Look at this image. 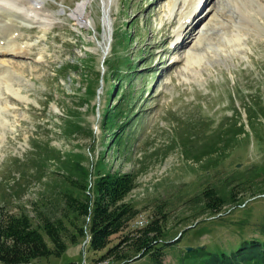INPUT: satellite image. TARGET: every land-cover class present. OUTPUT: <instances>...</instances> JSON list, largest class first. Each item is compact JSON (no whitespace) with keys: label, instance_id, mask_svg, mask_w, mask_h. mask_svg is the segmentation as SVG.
Masks as SVG:
<instances>
[{"label":"rangeland","instance_id":"obj_1","mask_svg":"<svg viewBox=\"0 0 264 264\" xmlns=\"http://www.w3.org/2000/svg\"><path fill=\"white\" fill-rule=\"evenodd\" d=\"M5 1L19 12L0 6V46L13 44L20 54L0 55V69L9 71L0 76V223L20 212L34 226L43 217L66 215L59 193L73 163L90 173V187L107 173L135 177L125 200L138 215L106 249L87 252L88 235L71 244L76 229L65 218L66 251L33 264H154L149 256L128 263L99 258L115 245L125 249L124 237L155 216L164 230L161 242L169 243L162 264H182L187 248L229 252L243 241L264 239L262 178L261 194L252 186L217 214L192 210L207 189L218 192L236 171L264 165V14L256 9L259 29H240L232 0H211L194 35L173 51L174 35L184 29L185 0ZM7 27L13 30L2 34ZM235 29L241 40L232 45ZM189 53L197 57L191 65ZM117 82L121 93H129L125 102L110 92ZM115 105L116 125L128 121L119 144L113 136L119 128L108 133L100 126L102 112ZM237 119L248 135L215 165L198 162L195 154L209 138ZM50 156L69 163L48 161Z\"/></svg>","mask_w":264,"mask_h":264},{"label":"trees","instance_id":"obj_2","mask_svg":"<svg viewBox=\"0 0 264 264\" xmlns=\"http://www.w3.org/2000/svg\"><path fill=\"white\" fill-rule=\"evenodd\" d=\"M111 61V59L105 61L103 66L108 67ZM124 61L129 70H132L131 61L125 59L122 62ZM117 72L118 69H114L112 76H115ZM116 78L120 79L118 76ZM117 83L110 91L115 94L114 96L121 93L122 89V85ZM128 94V92L121 93V101L118 102H125ZM112 108L102 112L100 126L104 132L108 133L119 128V131L113 135L118 134L114 142L119 144L124 134V126L128 121H124L120 127L117 126L115 120L119 118L117 115L119 113L116 112L118 107L115 105L113 111ZM246 112L247 120H252L250 110ZM260 112L264 114V107L260 108ZM238 114L236 113V116ZM240 121L237 119L228 128H224L209 138L208 143L195 154V159L198 162L208 160L206 166L210 167L215 165L221 156H227L242 136L248 135ZM65 126L70 127L69 124ZM250 127V129L254 128L253 125ZM44 156H48L46 152ZM65 158L58 156L51 158L50 156L48 161L64 166L69 163L68 158L67 160ZM89 177L90 173L78 162L68 167L65 176L62 177L66 182V187L59 193L64 210L67 212L64 216L43 217L36 226L24 212L7 216L0 223V262L3 264H33L41 258L61 257L67 249L62 240V232L66 230L63 222L65 218L76 229V237L72 235L71 244L78 245L77 238L85 239L88 235L90 240L85 245L87 252L97 253L106 249L110 238L122 232L138 215V210L125 200L129 192L135 188V177L131 173H107L95 179L92 187L89 186ZM259 178L264 180V165L246 173L236 171L230 178L222 180V187L218 192L213 188L207 189L201 196L195 197L192 210L195 214L199 211L200 213L217 214L228 203L235 202L240 190L249 189L252 186L261 194L263 188L259 187L262 184V180L257 181ZM78 222L82 225L79 226ZM41 232L46 235L52 248L44 240ZM131 234L132 236H126L123 239V243H127L125 249L119 250V247L115 245L106 251L99 261L113 257L118 263H128L140 255L138 260L149 256L154 264H162L164 249L169 246V243L161 242L164 230L161 228L158 217H152L143 228L130 232L129 235ZM178 240L179 238L175 243H178ZM182 264H264V239L255 238L243 241L229 252L222 249L209 251L206 247H198L192 252H185Z\"/></svg>","mask_w":264,"mask_h":264},{"label":"bare ground","instance_id":"obj_3","mask_svg":"<svg viewBox=\"0 0 264 264\" xmlns=\"http://www.w3.org/2000/svg\"><path fill=\"white\" fill-rule=\"evenodd\" d=\"M0 1H1L2 5H4V7H9L11 10L13 8H15V9H13V10H15V11H13V15L18 13L17 12V6L15 5V3H9L8 4L5 0H0ZM210 2H211V0H185L183 2L182 12L180 13L181 19H179V21H180L179 26L181 23V25H182L181 27H183L185 30L181 29L182 32L180 33V30L178 28L177 32L175 33V35H174L175 36V42L173 43V45H175L180 39H181V42L177 45L178 47L177 46L174 47L173 51L181 49L183 47V45L189 40L190 35H191V37L194 35L193 31L195 29V26L199 25L200 24L199 22L206 15V7L209 5ZM232 2H233L232 4H234V6L236 7L235 10H237V14H238V16L236 17L237 19L235 18L238 22H236V20H234V22H235L234 25L240 29L249 28V27L254 28V29H257V28L259 29V27H258L259 25L257 23L258 19L256 20V18H257L256 16H258L259 14L256 15V13H257L256 9L259 11V13L264 14V4H262L263 1L251 0L250 4H247L249 2V0L248 1L247 0H232ZM4 3H7L9 6L7 4H4ZM34 3H36V1L32 0L31 5H33ZM3 10H5L7 12L11 11V10H9V9L7 10L5 8ZM221 17H223V18L225 17L227 19L232 20V17L229 15H226L225 13L222 14ZM258 18H259V16H258ZM10 30L12 31L13 29L12 28L10 29L7 27V28L2 30L3 31L2 34H5V33L9 32ZM239 30L238 31L236 30L237 31L236 34H234L232 36V38H230L228 40L229 44L237 45L239 43V41L241 40L240 39L241 33H239ZM233 32H234V30H233ZM192 33H193V35H192ZM18 50L19 49L13 44H7L4 47L0 46V54H3L5 52H10L11 54L15 55L16 53L17 54L19 53ZM188 55H189L188 56V65L195 63L196 62L195 58H197V57L193 53H189ZM0 71L3 74L6 73L9 75V71L7 69L1 68Z\"/></svg>","mask_w":264,"mask_h":264},{"label":"water","instance_id":"obj_4","mask_svg":"<svg viewBox=\"0 0 264 264\" xmlns=\"http://www.w3.org/2000/svg\"><path fill=\"white\" fill-rule=\"evenodd\" d=\"M102 32H103V29H102ZM108 45H109V39L107 40V45H106V47H105V51H106V53H107V50H108ZM105 56H103V58H104ZM239 166L240 165H237V168H239ZM187 250V252H189V251H191L192 249L191 248H187L186 249ZM140 257V255H138V256H136L135 258H134V260L135 259H138Z\"/></svg>","mask_w":264,"mask_h":264}]
</instances>
